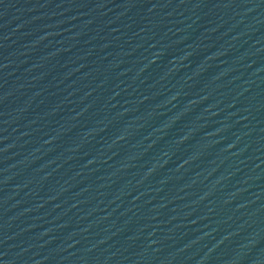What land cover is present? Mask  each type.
I'll use <instances>...</instances> for the list:
<instances>
[{"label": "water", "instance_id": "1", "mask_svg": "<svg viewBox=\"0 0 264 264\" xmlns=\"http://www.w3.org/2000/svg\"><path fill=\"white\" fill-rule=\"evenodd\" d=\"M0 264H264V0H0Z\"/></svg>", "mask_w": 264, "mask_h": 264}]
</instances>
